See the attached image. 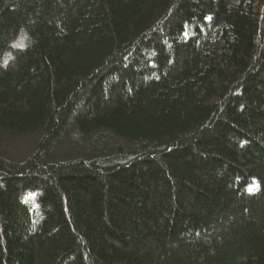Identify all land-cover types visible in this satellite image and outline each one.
I'll return each instance as SVG.
<instances>
[{
  "label": "trees",
  "instance_id": "trees-1",
  "mask_svg": "<svg viewBox=\"0 0 264 264\" xmlns=\"http://www.w3.org/2000/svg\"><path fill=\"white\" fill-rule=\"evenodd\" d=\"M0 264H264V0H0Z\"/></svg>",
  "mask_w": 264,
  "mask_h": 264
},
{
  "label": "snow or ice",
  "instance_id": "snow-or-ice-1",
  "mask_svg": "<svg viewBox=\"0 0 264 264\" xmlns=\"http://www.w3.org/2000/svg\"><path fill=\"white\" fill-rule=\"evenodd\" d=\"M17 46H20V47H22V46H23V44L21 43V44H18ZM253 190H258V186L256 187V189H253V188H250V189H249V191H253Z\"/></svg>",
  "mask_w": 264,
  "mask_h": 264
},
{
  "label": "clouds",
  "instance_id": "clouds-1",
  "mask_svg": "<svg viewBox=\"0 0 264 264\" xmlns=\"http://www.w3.org/2000/svg\"><path fill=\"white\" fill-rule=\"evenodd\" d=\"M20 32H24L25 35H27L26 29L21 28V29H20Z\"/></svg>",
  "mask_w": 264,
  "mask_h": 264
}]
</instances>
